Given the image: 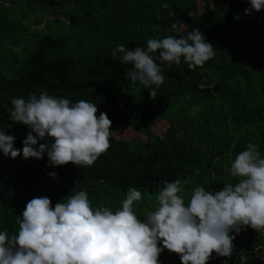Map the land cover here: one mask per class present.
Returning a JSON list of instances; mask_svg holds the SVG:
<instances>
[{"label":"trees","instance_id":"16d2710c","mask_svg":"<svg viewBox=\"0 0 264 264\" xmlns=\"http://www.w3.org/2000/svg\"><path fill=\"white\" fill-rule=\"evenodd\" d=\"M37 1L49 8V3ZM69 1L50 10L63 11L65 20L51 24L58 25L62 35L23 36L31 43L22 57L12 58L17 72H7L0 56V131L12 134L13 146L21 149L28 129L10 119V101L45 92L70 102H93L96 115L107 114L110 130L125 123L133 130L142 128L146 140L133 146L109 136V148L91 166H52L46 165V155L36 159L18 153L12 158L0 153V230H17L16 218L32 197L47 196L54 205L81 189L94 206L115 209L128 189L136 188L141 200L133 202V210L143 219L154 209L165 181L188 178L190 183L183 185L187 200L196 185L214 192L234 183L227 169L249 142L264 154V8L246 14L248 0H204L200 11L197 0ZM163 3L169 7H161ZM18 14L16 18L23 15L21 10ZM193 28L212 43L215 55L194 69L183 59L179 64L157 60L164 80L155 97L129 80L126 70L131 65L111 55L117 44L143 48L149 38L182 36ZM155 120L167 123L162 137L150 128ZM232 234L231 256L206 264L224 259L238 264L241 253L247 257L245 264H264V232L243 226ZM158 259L160 264H181L178 254L167 249Z\"/></svg>","mask_w":264,"mask_h":264},{"label":"clouds","instance_id":"9594fccd","mask_svg":"<svg viewBox=\"0 0 264 264\" xmlns=\"http://www.w3.org/2000/svg\"><path fill=\"white\" fill-rule=\"evenodd\" d=\"M262 8L264 0H248L244 12ZM111 55L131 65L126 70L129 80L139 82L155 97L164 80L157 60L179 64L183 59L194 69L210 60L215 49L199 28H193L182 36L149 38L143 48L117 44ZM10 103V119L26 125L28 131L21 149L13 146L12 134L0 131V153L12 158L18 153L36 159L46 155V165L52 166L67 162L91 166L110 146L111 121L103 111L96 115L93 102H70L40 92L13 97ZM227 170L234 183L214 192L196 185L187 200L183 185L190 183L188 178L165 181L154 209L143 219L133 210V202L141 200L136 188H129L115 209L94 206L83 189L54 205L47 196L32 197L16 218L17 230H0V264H160L158 256L164 249L178 254L181 264L229 258L234 248L232 233L238 234L243 226L264 232V154L249 142ZM246 260L241 253L238 264ZM221 264H228V259Z\"/></svg>","mask_w":264,"mask_h":264},{"label":"rangeland","instance_id":"374dc122","mask_svg":"<svg viewBox=\"0 0 264 264\" xmlns=\"http://www.w3.org/2000/svg\"><path fill=\"white\" fill-rule=\"evenodd\" d=\"M43 1L49 3L51 6L48 5V8L46 5H42L37 0H30L28 2H22V0H16L15 2L0 0V3L3 2L0 5V14H2L4 17L3 22L0 21L2 27L0 28V56L4 57V61L1 64L7 72H17V64L13 62L12 58L13 56H15L16 58L17 56L22 57L23 52H26V50H28L29 48L28 44H30L31 41L26 42L25 38L23 37L24 35L32 36L35 34L36 36H39L45 33H48L53 37L62 35V29L58 25L51 26V24L56 19H61L62 21L65 20L61 13L63 11H56L55 14L51 13L50 10L52 7L58 10L66 3H70V1ZM77 2L79 3L80 1L77 0ZM20 3L24 5V7L22 8L23 10L21 9V7H19ZM197 4V9L198 11H200L204 7V0H197ZM20 10L23 15L19 18H16L18 17L17 15H19L18 13L20 12ZM66 10L67 8L65 7V11ZM71 52L74 56L77 55V52L74 49H71ZM243 59L248 62L250 58L248 55H244ZM166 127L167 123L162 120H155L154 123L150 126L152 132L161 137ZM110 136L112 138L124 139L133 146L143 143L146 140V134L142 128L139 131L133 130L125 123H122L115 129L112 128Z\"/></svg>","mask_w":264,"mask_h":264}]
</instances>
